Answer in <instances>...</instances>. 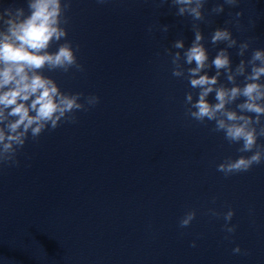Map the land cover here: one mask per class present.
Listing matches in <instances>:
<instances>
[{
	"label": "clouds",
	"instance_id": "1",
	"mask_svg": "<svg viewBox=\"0 0 264 264\" xmlns=\"http://www.w3.org/2000/svg\"><path fill=\"white\" fill-rule=\"evenodd\" d=\"M71 2L27 0V11L22 6L0 11V164L18 165L17 153L29 136L35 140L45 130H55L62 122L76 123L78 111H87L99 103L95 95L85 97L80 92L62 91L54 79L44 74V69L65 73L72 68L83 71L63 26L68 23L66 13ZM207 2L160 0V6L170 3L176 9L175 15L188 16L193 21L191 45L185 47L184 39L179 38L172 43L177 51L168 50L172 75L187 79L190 87L198 90L195 100L193 92L186 93V115L199 123L214 122L213 132H223L230 144H239L238 152L251 153L235 159L228 157L218 164L217 171L227 177L247 172L264 162V144L258 143L259 138L264 137L261 122L264 118V49H254L249 59H241L233 67L229 49H238L237 55L244 57L250 41L240 42L228 27H217L211 33L210 43L225 47L210 60L200 27V23H210L204 11ZM239 3L240 0H223L214 5L209 14L219 15L226 5L238 7ZM242 15L238 11L226 23H235L239 28ZM154 27L149 26L148 32L152 33ZM169 27L165 24L159 26V30L167 33ZM62 40L64 42L59 43ZM53 43L59 45L55 52L49 51ZM212 68L215 74L209 75L208 70ZM222 74L227 84L220 82ZM240 77H243L242 82H238ZM213 94L215 102H210L208 97ZM233 104L235 109L230 107ZM209 212L212 216L221 215L215 209ZM233 216L231 209L223 214L224 231L228 234L236 231V225L229 223ZM195 217V210L187 211L179 221L180 227L189 226ZM195 246L193 241L192 247ZM241 251L238 245L233 249L234 254Z\"/></svg>",
	"mask_w": 264,
	"mask_h": 264
}]
</instances>
